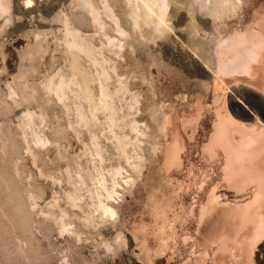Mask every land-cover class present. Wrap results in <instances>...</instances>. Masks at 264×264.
I'll return each instance as SVG.
<instances>
[{"label": "rangeland", "instance_id": "374dc122", "mask_svg": "<svg viewBox=\"0 0 264 264\" xmlns=\"http://www.w3.org/2000/svg\"><path fill=\"white\" fill-rule=\"evenodd\" d=\"M26 1L18 0L20 9L16 0H9V20L0 16V264H264V235L255 238L253 223L246 220L250 215L264 221V195L253 200L256 186L250 183L238 193L222 169L223 151L211 142L218 116L230 110L232 91L237 90L230 85L236 81L228 78L216 88L213 79L193 76L171 62L175 58L170 54L133 33L120 57L104 47L108 65L116 67V72L108 68L109 88L118 86L120 78L130 89L115 100L120 116L115 130L129 141L126 154L121 153L101 112L95 125H84L75 116L76 107L81 104L91 117L88 103L72 93L60 100L46 87L58 72L70 75L71 56L55 12L34 17L27 11L45 2L32 0L33 7H27ZM70 1L58 0V9L102 46L106 38L95 34L86 9ZM177 1L187 8L191 2ZM109 2L127 19L125 0ZM240 6L225 18L228 26L245 30L264 17V0H241ZM23 8L26 12L17 10ZM180 17L170 9L171 22ZM105 20L107 32L117 36ZM182 26L188 35V23ZM126 28L131 31L129 22ZM199 30L204 32L201 26ZM81 60L89 68V59L82 55ZM18 79L24 80L22 85ZM92 87L97 95V84ZM131 92L140 93L138 104ZM134 119L138 134L130 128ZM91 134L98 138L101 156L94 152ZM115 167L122 168L116 199L110 200L116 214L102 217L92 212L97 182L102 175L110 185ZM125 176L134 184H126ZM68 192L77 197L75 204ZM90 214L97 225L85 220ZM55 217H63L69 231L61 232Z\"/></svg>", "mask_w": 264, "mask_h": 264}, {"label": "bare ground", "instance_id": "6f19581e", "mask_svg": "<svg viewBox=\"0 0 264 264\" xmlns=\"http://www.w3.org/2000/svg\"><path fill=\"white\" fill-rule=\"evenodd\" d=\"M8 1L9 0H0V16L2 17L5 16V14L7 15V13L9 12L10 6ZM42 1L43 0H41L40 2ZM49 1L50 0H48V2ZM57 1L51 0L50 4L48 3L47 5L46 0H44L45 4L42 5L41 3V5L38 4V6L33 7L32 5H30L32 0H27L26 5L27 3H29V6L27 7L30 6L33 7L32 9L27 11V14L28 12H30L32 13V15H34V17L35 16L42 17V14H50L55 12V17L57 18L58 21H60L61 25L57 21L56 22L59 25H57L56 23L54 24H56V26L58 27L60 26V31L62 33V41L66 46L65 48L67 49V52L71 56L70 66H69L71 73L69 76H67L66 74L58 72L56 75H54L53 77L47 80L46 87H48V90H50V92L51 91L54 92L56 94L55 96L58 97V99L60 100H62L65 97H68L67 95L69 93H72L77 98V100L86 101L89 105V111L91 113V115L90 114L89 115L91 117H89L86 114L81 104L79 105L77 104L78 106L76 107L77 108L76 114H78V116L75 114V116L79 117L80 121L84 125L90 126L92 123L93 125H95L96 122H98L97 114L101 112L104 115L105 120L108 122V127H109L108 130L113 134L112 137H114L116 141L115 144L117 145H115V147L118 146L117 148L121 150V153L125 152L126 154V147L129 141L127 140L126 135L123 134L122 136L118 134L115 130V127L119 125L118 122L120 120V116L118 113V108L116 107L115 104V100L119 94L122 93V95H124L125 93L130 92V89L128 85L124 83V81H122L120 78H118V86H114L115 88L113 90L109 88L108 80L110 79V72L108 68L111 66L108 65L110 60L105 58L103 53V48L107 47L110 50L109 52L112 51L116 56L120 57L122 51L124 50V47L127 44V39L131 37L132 33L138 35L139 37H146L147 39L150 40L149 42H151L154 45L156 44L158 46L155 47L158 48L160 52H162L165 55L170 54L171 57L175 58V60L172 61L170 60L171 62H176V64L179 65L180 67L192 72L193 76L199 75L207 80L213 79L214 83L212 84H214L216 88L220 87L221 84H224L228 78H233L236 81V83L230 85V86L233 85L234 87L237 88V90L234 89V91H232L234 93V96L232 97L230 96L231 98L228 97L230 98V100L226 99L227 101L229 100L230 110L228 109L226 111V109L224 108L226 113L224 115L218 116V121L216 122L215 129L211 135V142L217 143L219 148H221V150L223 151L225 156V164L223 165L222 169H224L225 171V177L227 178V180L234 181L233 187L237 189V192L241 193L243 191V188L241 186L250 183L256 186V191L252 193L254 194L253 200L257 201L263 197L264 195V17L263 16L259 17L255 21V25L252 26L251 28L248 27L249 29L237 30L238 28L235 29L232 26H228L225 22V18L229 17L233 13L235 14L236 10L239 8L241 4V0H191L188 8L184 4L179 3L177 0H125L128 7V11H127V19L124 20H122V18L118 16L115 9L111 6L109 0H71L70 1L71 5H74L76 7L77 4L82 8L86 9L87 12H85V14L88 13L90 15L91 21L94 24L93 26H96L95 34L99 33L105 36L104 38H106V42H102V46L98 47L93 43L94 41H92L93 38L92 36L83 34L82 29L75 25L74 21H72L69 15H67V13L64 14L65 12L62 9H58L59 4ZM60 1L62 2V0ZM63 1L67 2V0H63ZM16 2L18 8L21 9L23 6L21 5L22 3L18 4L20 3L18 2V0H16ZM19 5L21 6L19 7ZM35 5H37L36 2ZM170 9L176 10L177 12L181 13V17L178 20H175V22L170 21ZM17 10L23 11L24 8L22 10L19 9ZM16 11L15 13L18 14L17 13L18 11L17 12ZM24 11L26 12V10ZM44 16L46 17V15ZM55 17L54 19H56ZM105 18H107L108 21L111 22L110 27L112 31H114L117 34V36H112L107 32L106 30L107 22ZM5 20H9V17L5 16ZM127 22H129L130 24L131 31H128V29L126 28ZM37 23H39L38 20ZM185 23H188V27H189L188 35L187 32L180 29L181 26ZM48 24L49 23H47V25ZM200 26L203 27L204 32H200L201 30V29L199 30ZM33 31H35L34 34L36 33V31H38L37 33H39V35L41 34L40 31L37 29H34ZM210 33H212L211 36H209ZM164 39L168 40V42H165L166 40L164 41ZM206 43L209 44L208 49H206L205 47ZM154 45L152 47H154ZM82 55L86 56L89 59L90 61V64L88 66L89 68L85 67L81 63ZM111 69L116 72V67L114 65L111 67ZM57 76H58V80H55V77ZM22 79H18L16 83L22 85L21 83L24 81ZM92 83L97 84V89H98L97 95H95L94 93ZM229 89H231V87H229ZM28 95L25 94V96ZM139 95H140L139 92H131L130 96H131V100L133 101V104L139 103ZM23 96H24V92H23ZM229 103L226 104L228 105ZM105 120L103 122H105ZM80 121L78 122L80 123ZM129 124L132 133L133 131L137 132V134L140 133L138 122L135 119L130 121ZM91 136H93V134H91ZM92 140L91 141L95 144L93 145L97 147L96 151L94 152H96L97 156L98 155L101 156L98 138L93 136ZM178 159L179 156L176 155L175 161H178ZM121 174H122V168L115 167L111 173L112 180L110 182L111 183L110 185L107 184L106 178H104L101 175L99 182H97L100 184V189L96 191V193L94 192L96 194L97 201L92 203L93 205L92 212H99L100 216L102 217L104 215L106 217L107 216L113 217V215L116 214V209L114 208L110 200L114 199L116 196L115 195V193L117 192L116 188L117 185L119 184L117 178L119 175L121 176ZM124 182L126 184H130L131 182H133V178H127L125 176ZM68 197L71 200L70 203L75 204V202H77L76 201L77 197L72 196L71 193L68 194ZM210 208H212V206ZM240 211H244V210L241 209ZM246 218H247L246 219L247 222L253 223L254 226L253 236L255 238L262 237L264 235V221H262L261 219L250 217V215L249 216L246 215ZM54 219L55 222L58 224L59 230L61 232L67 230L69 231V229L67 228L68 222L65 223L63 217H60L59 219L55 217ZM243 219L245 220V218ZM85 220L91 223V225H97L95 223L96 221H94L93 219V214L88 215V217ZM263 220H264V216H263ZM251 239L252 238H250V240ZM257 241H259V239ZM257 241L255 240V242ZM245 244L247 245V243ZM261 251H262L261 254H263V258H264V243L261 245Z\"/></svg>", "mask_w": 264, "mask_h": 264}]
</instances>
